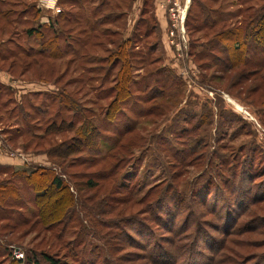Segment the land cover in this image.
Instances as JSON below:
<instances>
[{
	"label": "rangeland",
	"instance_id": "374dc122",
	"mask_svg": "<svg viewBox=\"0 0 264 264\" xmlns=\"http://www.w3.org/2000/svg\"><path fill=\"white\" fill-rule=\"evenodd\" d=\"M100 1L0 0L3 147L50 167L68 201L54 221L39 217L36 190L25 185L1 200L0 264H18L14 249L27 256L19 264H49L45 255L71 264H264V54L230 67L215 34L241 29L262 1L194 0L178 23L154 0L131 9ZM60 10L69 20L57 21L56 46L38 54L41 38L24 31ZM126 72L130 81L115 84ZM64 96L94 118L105 143L130 131L109 152L64 155L81 123Z\"/></svg>",
	"mask_w": 264,
	"mask_h": 264
},
{
	"label": "trees",
	"instance_id": "16d2710c",
	"mask_svg": "<svg viewBox=\"0 0 264 264\" xmlns=\"http://www.w3.org/2000/svg\"><path fill=\"white\" fill-rule=\"evenodd\" d=\"M4 1V0H3ZM108 1L111 0H101V4H107ZM262 1L260 5H257L255 9L253 8L254 5L250 4L249 7H247L245 10L250 11L251 9H254V12L249 15V17H246L247 19L241 23V21H238L239 24L243 25L241 29L236 28H227V30H224V32H216L215 34L218 35V38L220 41H223V46L225 49V53L227 56H229V59L233 60L229 65L230 67H233L232 65L235 66L236 63L243 62L241 61V56L243 54L248 55L251 52H255L256 54L259 52L260 54H264V0ZM151 0H144V5L142 8H144L148 3H150ZM194 0H192L191 4L189 5L188 10L192 6V3ZM109 3V2H108ZM127 4V3H126ZM241 8V6H240ZM39 12V9L36 10ZM242 11V8L240 9V12ZM8 11H0V16L1 19H4V15H6ZM59 14L54 17V19L50 20L48 23H38L36 27H31L25 29V34L27 38H32L33 35L37 34L40 38V48L38 49V54H44L45 52V47L48 46L49 48L53 46H56L57 39L59 38L60 34L57 31V28H55V25L57 24V21L61 18L62 20L68 19L69 17L64 15L61 17L64 13L61 12V10L58 12ZM199 16L198 14L195 13L191 18L196 19V17ZM204 16H207V14L204 13ZM60 19V20H61ZM69 20V19H68ZM197 20V19H196ZM216 22H210V24L213 25ZM3 29V26L1 24V30ZM225 31H227L225 33ZM225 33V34H224ZM145 36L148 35L147 29L144 31ZM129 36L125 37L123 39V47L126 45V42L128 41ZM33 49H22V52L29 56L31 53H35V51H32ZM52 53L54 52H49L50 55H53ZM0 52V56H2ZM6 56V55H4ZM249 56V55H248ZM3 59V57H0ZM123 63V66H126V64ZM228 65V66H229ZM259 66L264 67V61L259 62ZM230 69L228 68L227 71ZM224 74V72L222 73ZM225 75V74H224ZM223 75V76H224ZM264 76V74H263ZM130 73L127 75V72L118 77H116V82L117 81H124L123 83L125 84L130 81ZM121 78V79H120ZM262 78V77H261ZM116 86V85H115ZM122 89H126V86H121ZM116 88V87H115ZM113 85L109 87V90H113ZM120 91L117 90V94L115 98L118 99L121 94L125 95L124 93H119ZM122 95V96H123ZM62 96V95H61ZM62 99H59V102L61 104H64L66 107H70L74 115L78 117V120L81 122L80 126L75 128V137H74V143L69 142L62 144L65 145L63 148L64 150L62 151L64 155L70 154L73 151H80V150H85L88 154L92 155H98L99 152H109L110 150H113L115 146L118 145L119 141L121 138H125V133L130 131V129L125 130L119 134L116 135L115 139L112 140L111 143L107 144L105 143L101 137V135L98 133V131L95 128L94 125V118L91 119L88 115L82 112H78L77 107L75 104L72 102L69 97H60ZM63 121H61V125L57 127L56 130H61ZM69 128L74 127L72 123H69L66 125ZM50 129V128H49ZM48 129H46L47 131ZM75 144L78 149H76ZM87 147H92V151H87ZM104 148V150H103ZM32 167L30 170H26L25 166L24 167H18L14 168L13 166H2L0 165V172H7L8 169L14 168L12 170V173L10 176L14 179H10V181H4L0 182V201L3 200L6 196L9 194L16 195L18 194V185H25L27 188L36 190L34 191V197L33 199L36 200V204H39L40 207L38 208L39 212V217L44 218L45 216L49 215V217H52L54 221L62 219L63 218V210L64 206L67 207L68 201H64L67 199V193L64 191H67V186H65L61 182V178L58 174H54L53 171L49 170L47 166L45 165H36V164H31ZM110 175H113V170L112 168H109ZM63 194V195H62ZM147 194H145L143 197H146ZM16 197V196H15ZM233 198V197H232ZM46 199V201H44ZM130 200H132V197H129ZM235 197L233 198V200ZM228 200V199H226ZM220 211H222L227 219H230L232 217V212L230 210H224V207H220ZM65 212V211H64ZM46 213V214H45ZM222 213V214H223ZM66 214V213H65ZM239 215L236 214L235 218H237ZM235 218L233 219L235 221ZM51 220V221H53ZM226 231V230H225ZM212 253V249L210 250ZM264 254V253H263ZM260 257V256H259ZM258 257V258H259ZM45 259L49 264H71L68 260L66 259H60V258H55L50 255H45ZM262 261L264 262V258H261ZM27 260V256L25 255L24 260L21 259H16L11 255V261H14L16 263H24Z\"/></svg>",
	"mask_w": 264,
	"mask_h": 264
},
{
	"label": "built area",
	"instance_id": "2783aa9c",
	"mask_svg": "<svg viewBox=\"0 0 264 264\" xmlns=\"http://www.w3.org/2000/svg\"><path fill=\"white\" fill-rule=\"evenodd\" d=\"M157 1L159 2V6L168 13V15L171 18V22L178 23L179 19L180 21L181 20L183 21V18L185 17V14L183 12H185L186 6L185 8H181V6L178 5V3L175 2L174 0H157ZM182 14L184 15L182 16ZM183 30L184 29H182V32ZM0 146L3 148V149H0V153H4L8 156L18 157L20 161H22L25 165L31 164L30 163L31 161L27 156L23 154H17L15 152L9 151L7 148H4L3 139L1 136H0ZM12 256L16 259H21L23 257V254L18 249H14L12 252Z\"/></svg>",
	"mask_w": 264,
	"mask_h": 264
},
{
	"label": "crops",
	"instance_id": "0c3cea01",
	"mask_svg": "<svg viewBox=\"0 0 264 264\" xmlns=\"http://www.w3.org/2000/svg\"><path fill=\"white\" fill-rule=\"evenodd\" d=\"M50 1V3L53 1V0H49ZM175 2H177L178 3V5H183L184 3H185V5H186V10L188 11V8H189V5L191 4V2H192V0H174ZM127 6L131 9V8H142L143 7V5H144V0H127ZM129 2H132V4L130 5L129 4ZM49 3V4H50ZM154 4H155V8H161L160 6H159V2L157 1V0H154ZM47 6V5H46ZM51 5H49V7H50ZM157 6V7H156ZM163 11L164 12H166L164 9H163ZM162 11V12H163ZM157 10L155 11V15L157 14ZM167 13V12H166ZM157 16V15H156ZM158 16H159V14H158ZM161 18L163 17L162 15L160 16ZM163 20H164V23L165 22H167L164 18H163ZM163 23V22H162ZM161 23V25H163ZM12 89L13 88H16L15 89V92H22V93H24V92H26L27 90H25V89H23L24 87L23 86H18L17 84H8ZM32 91V90H31ZM31 161V160H30ZM33 162V163H32ZM44 162V161H43ZM31 164H37V165H44L43 163H38V162H36L35 163V161H31L30 162ZM0 165H2V166H14V168L15 167H19V166H23V165H25L22 161H20V159L18 158V157H14V156H8V155H6V154H4V153H0Z\"/></svg>",
	"mask_w": 264,
	"mask_h": 264
},
{
	"label": "bare ground",
	"instance_id": "6f19581e",
	"mask_svg": "<svg viewBox=\"0 0 264 264\" xmlns=\"http://www.w3.org/2000/svg\"><path fill=\"white\" fill-rule=\"evenodd\" d=\"M233 102V101H232ZM237 105V107H240L238 104H236Z\"/></svg>",
	"mask_w": 264,
	"mask_h": 264
}]
</instances>
